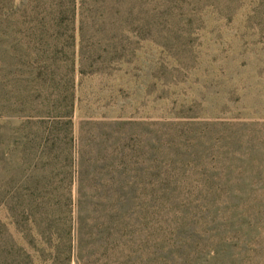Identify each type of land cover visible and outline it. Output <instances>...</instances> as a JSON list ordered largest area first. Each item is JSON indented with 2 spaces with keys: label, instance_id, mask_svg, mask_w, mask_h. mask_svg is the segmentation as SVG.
<instances>
[{
  "label": "rangeland",
  "instance_id": "obj_1",
  "mask_svg": "<svg viewBox=\"0 0 264 264\" xmlns=\"http://www.w3.org/2000/svg\"><path fill=\"white\" fill-rule=\"evenodd\" d=\"M46 1L0 0V264H264V0Z\"/></svg>",
  "mask_w": 264,
  "mask_h": 264
},
{
  "label": "trees",
  "instance_id": "obj_2",
  "mask_svg": "<svg viewBox=\"0 0 264 264\" xmlns=\"http://www.w3.org/2000/svg\"><path fill=\"white\" fill-rule=\"evenodd\" d=\"M88 0H80L79 8H77V0H47L46 4L49 5V14L52 18V23H59L64 20H69V18H73L77 14V10L79 9V14L81 17L84 15V10L86 8ZM120 0H114V3H118ZM129 5V19L133 16V22L137 23L141 20L139 19V6L140 0H128L126 1ZM122 13L121 6L116 4L115 7V15L121 20L123 17L120 16ZM65 22V21H64ZM53 134L57 135L56 131H53ZM81 177V174H80ZM80 179V178H79ZM45 185V178H41L39 176H33V215L36 212L39 214L42 211V205L39 203L40 201L44 203L48 209V226L50 231L58 230V223L60 221V216L57 214L56 210L61 209V206L64 207H71V196L66 197V206L63 205L62 200L57 197L54 192H44L41 191L39 188ZM88 192L79 188V206L86 205V200H90L91 197H87ZM47 195V196H46ZM128 193L124 190H119L117 192L105 191V192H94V196L92 198V202L96 203L93 204L97 211H99V215H104L109 217L112 224L108 226H100L98 229L102 232L105 231L104 235H108L112 232L113 235L117 232V238L121 239L123 235V228L127 226L128 222V215L130 213V209L126 207L125 202L127 199ZM104 198L106 200H104ZM110 202L101 204L100 202ZM106 204V205H105ZM81 210V209H80ZM15 218V217H14ZM65 218V217H64ZM69 241L66 244L65 248L68 251V258L69 262L71 261L72 255V226H68L67 230ZM110 235V234H109ZM102 242L107 243L108 238L104 239ZM118 242V241H117ZM59 246V245H58ZM57 246V251H58Z\"/></svg>",
  "mask_w": 264,
  "mask_h": 264
}]
</instances>
